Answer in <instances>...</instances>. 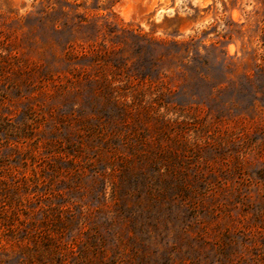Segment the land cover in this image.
I'll return each mask as SVG.
<instances>
[{
  "label": "rangeland",
  "instance_id": "rangeland-1",
  "mask_svg": "<svg viewBox=\"0 0 264 264\" xmlns=\"http://www.w3.org/2000/svg\"><path fill=\"white\" fill-rule=\"evenodd\" d=\"M0 264H264V0H0Z\"/></svg>",
  "mask_w": 264,
  "mask_h": 264
}]
</instances>
